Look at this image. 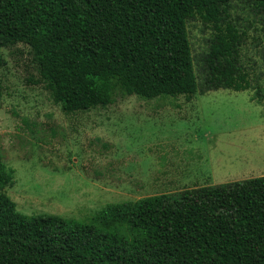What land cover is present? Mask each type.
Returning a JSON list of instances; mask_svg holds the SVG:
<instances>
[{"label": "trees", "instance_id": "obj_1", "mask_svg": "<svg viewBox=\"0 0 264 264\" xmlns=\"http://www.w3.org/2000/svg\"><path fill=\"white\" fill-rule=\"evenodd\" d=\"M234 1L0 0V69L2 49L26 44L68 114L133 96L246 92ZM240 1L264 14V0ZM192 20L213 31L197 68ZM13 185L0 157V264H264V176L110 204L84 222L21 214L5 193Z\"/></svg>", "mask_w": 264, "mask_h": 264}, {"label": "rangeland", "instance_id": "obj_2", "mask_svg": "<svg viewBox=\"0 0 264 264\" xmlns=\"http://www.w3.org/2000/svg\"><path fill=\"white\" fill-rule=\"evenodd\" d=\"M230 21L245 34L253 87L191 100L133 96L68 114L39 83L29 46L2 49L0 157L17 210L84 222L110 204L263 177L264 14L236 0ZM188 32L197 68L213 31L192 20Z\"/></svg>", "mask_w": 264, "mask_h": 264}]
</instances>
